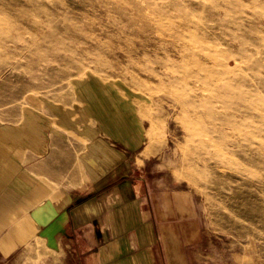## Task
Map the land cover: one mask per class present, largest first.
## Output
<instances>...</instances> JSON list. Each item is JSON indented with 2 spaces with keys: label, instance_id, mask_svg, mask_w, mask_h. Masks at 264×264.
Segmentation results:
<instances>
[{
  "label": "rangeland",
  "instance_id": "374dc122",
  "mask_svg": "<svg viewBox=\"0 0 264 264\" xmlns=\"http://www.w3.org/2000/svg\"><path fill=\"white\" fill-rule=\"evenodd\" d=\"M26 120L49 144L145 148L137 179L196 201L193 257L264 264V0H0V129ZM12 220L0 264H38Z\"/></svg>",
  "mask_w": 264,
  "mask_h": 264
},
{
  "label": "crops",
  "instance_id": "0c3cea01",
  "mask_svg": "<svg viewBox=\"0 0 264 264\" xmlns=\"http://www.w3.org/2000/svg\"><path fill=\"white\" fill-rule=\"evenodd\" d=\"M35 127L0 129V225L13 228L0 234L22 233L12 217L30 219L38 264H201L193 257L203 239L193 195L137 179L154 154L144 158L145 148L130 145L124 158L102 140L49 144ZM25 145L30 161L22 166L16 149ZM11 232L0 238L3 257L22 237Z\"/></svg>",
  "mask_w": 264,
  "mask_h": 264
},
{
  "label": "bare ground",
  "instance_id": "6f19581e",
  "mask_svg": "<svg viewBox=\"0 0 264 264\" xmlns=\"http://www.w3.org/2000/svg\"><path fill=\"white\" fill-rule=\"evenodd\" d=\"M258 54V52H255ZM27 121V120H26ZM34 124V122H30V121H27L25 122L23 125L20 126L21 129H25V128H29L30 126H32ZM1 129H4V128H1ZM154 153V152H152ZM145 155H148V154H145ZM1 220V218H0Z\"/></svg>",
  "mask_w": 264,
  "mask_h": 264
}]
</instances>
